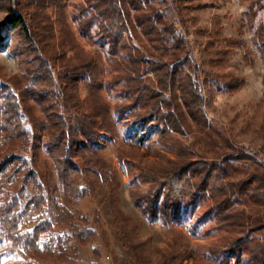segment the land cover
<instances>
[{
    "label": "trees",
    "instance_id": "1",
    "mask_svg": "<svg viewBox=\"0 0 264 264\" xmlns=\"http://www.w3.org/2000/svg\"><path fill=\"white\" fill-rule=\"evenodd\" d=\"M85 1L90 8L87 21L99 24L100 34L109 45L114 71L107 87L126 99L114 107V113L101 93L102 82L94 61L88 58L70 64L64 57L57 75L49 63L48 39L54 31L43 13L44 3L61 10L62 0H8L5 5L3 23L21 32L29 56L33 55L31 61L37 63L22 80L0 77V235L11 241L9 249H23L25 261L18 264H88L79 257L78 246L90 241L94 232L87 218L73 213L66 203L97 195L96 182L108 186L105 205L118 222L121 241L132 264H151L139 234L120 222L121 214L112 195L118 185L117 172L95 146L101 130L109 138L116 133L115 118L129 117L141 128L148 123L158 128L174 151L173 158L160 164L152 163L146 168L138 165L137 175L148 189L143 193L132 190L130 196L142 216L173 229L184 226L193 233L189 219L203 202L214 213V228L225 233L220 245L219 241L210 244L208 254L222 256L227 264L232 259L235 264H264V163L234 147L210 123L193 75L194 63L175 22L150 0ZM238 2L244 6L242 14L251 31L252 44L264 58V22L256 24L258 13L264 12V0ZM4 38L0 32V42ZM237 44L244 55L249 54L242 42L228 43L226 52ZM7 47L14 49L11 38ZM62 50L60 55L64 54ZM81 79L87 86L84 98L78 89ZM236 82L234 79L228 84L230 90L238 87ZM34 104L38 106L37 113ZM189 133L194 142L205 144L213 155L196 156L176 137ZM43 135L65 198V203L55 202L53 219L43 215L44 185L33 170L26 169L28 162L15 147L20 142L25 149H36ZM118 157L129 169L132 162L121 154ZM250 166L253 171L234 180L238 172ZM24 178H29L33 194L22 205L18 197L9 193L7 185L15 179L26 181ZM247 206L249 210L245 211ZM34 216L37 219L33 226L23 230L21 225H28ZM50 229H55L56 235L41 245L39 235ZM68 239L75 241L71 250L64 245ZM177 256L170 248L161 254L157 264H173Z\"/></svg>",
    "mask_w": 264,
    "mask_h": 264
},
{
    "label": "rangeland",
    "instance_id": "2",
    "mask_svg": "<svg viewBox=\"0 0 264 264\" xmlns=\"http://www.w3.org/2000/svg\"><path fill=\"white\" fill-rule=\"evenodd\" d=\"M7 1L0 0V32L5 35L4 40L0 42V77L5 80L14 76L17 80L20 77L22 80V76L28 75L34 68L32 66L37 63L35 60L31 61L33 55L29 56L21 32L10 30L8 25L3 23ZM62 1L61 10L58 6L44 3L43 13L48 22L52 23L54 31L53 36L48 39L49 63L57 75L65 59L70 64H79L88 58L94 61L102 82L101 93L114 113V107L126 99L117 90L107 87L114 71L107 40L100 34L97 22L87 21L85 16L90 12V8L85 0ZM150 2L163 11L167 19L175 22L177 32L185 38L187 53L194 63L193 75L204 97L203 109L210 123L228 137L234 147L250 153L264 163V58L260 57L252 44L251 31L246 26L242 14L244 6L239 4L238 0ZM33 11L31 6L30 13ZM258 22H264L262 11L258 13L256 24ZM8 38H11L14 49L7 47ZM134 42L140 45L136 39ZM230 42H242L248 47L249 54L244 55L240 44L226 52ZM61 50L63 55H60ZM234 79H237L238 87L230 90L228 84ZM78 89L80 97L84 98L87 86L82 79L78 81ZM33 108L37 113L38 106L34 104ZM25 123L27 125V122ZM115 129L116 133L111 138L101 130L95 146L102 159L110 163L117 172L118 185L112 195L121 214L120 222L123 221L139 234L150 263L157 264L162 253L174 248L178 256L173 264H227L222 260V256L214 257L208 254L210 244L219 241L220 245V237L225 233L214 228V213L207 210V204L200 203L189 219L193 233L186 231L184 226L173 229L162 225L159 220L149 222L142 216L130 196L132 190L143 193L148 189V185L137 175L138 165L146 168L152 163L160 164L173 158L174 151L169 148L164 137L160 136L159 129L149 123L141 128L131 117L115 118ZM176 137L189 145L196 156L213 155V151L205 144L194 142L190 133L177 134ZM45 143L46 136L43 135L36 149H25L24 144L21 145L20 142H16L15 147L25 156L28 162L26 169L33 170L44 185L46 203L43 215L53 219L55 202L65 203V198ZM2 146L0 143V150ZM120 154L132 162L129 169L127 164L120 163ZM253 169V166H250L245 171L241 170L234 180L245 177ZM21 177H25V174ZM28 180L26 182L15 179L7 185L9 193L18 197L22 205L33 194ZM95 190L97 195H86L76 198L72 203H66L73 213L87 218V225L94 232L90 241L78 246V255L88 264H132L121 241L118 222L105 205L109 195L108 186L96 182ZM237 208L243 207L237 205ZM248 210L249 207H245V211ZM35 216L28 225H21V228L30 229L36 222ZM55 235V229L45 231L39 235V243L44 245ZM73 244V239L64 243L70 250ZM10 246L11 241L0 235V264L24 262L23 249L11 250ZM245 259L242 255L241 260ZM234 261L235 259L230 260L229 264H235Z\"/></svg>",
    "mask_w": 264,
    "mask_h": 264
}]
</instances>
